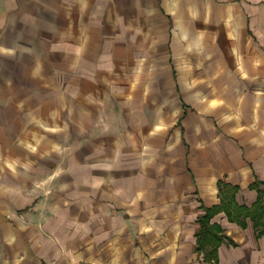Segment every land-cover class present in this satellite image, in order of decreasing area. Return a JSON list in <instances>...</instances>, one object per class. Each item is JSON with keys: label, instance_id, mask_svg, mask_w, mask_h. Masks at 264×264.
Returning a JSON list of instances; mask_svg holds the SVG:
<instances>
[{"label": "crops", "instance_id": "0c3cea01", "mask_svg": "<svg viewBox=\"0 0 264 264\" xmlns=\"http://www.w3.org/2000/svg\"><path fill=\"white\" fill-rule=\"evenodd\" d=\"M264 180V0H0V264H211L219 181ZM216 264H264L226 211Z\"/></svg>", "mask_w": 264, "mask_h": 264}, {"label": "trees", "instance_id": "16d2710c", "mask_svg": "<svg viewBox=\"0 0 264 264\" xmlns=\"http://www.w3.org/2000/svg\"><path fill=\"white\" fill-rule=\"evenodd\" d=\"M251 188L257 190L256 200L249 206L240 204L236 200V193L239 186L232 185L225 181H219V193L221 195V203L213 207H206L205 213L199 215L200 223L197 230V249L203 251L205 258L216 264L217 247L224 240V235L221 233V227L215 222H211V216L219 211H226L231 220L245 225V218L250 216L254 221L258 235L264 232V180L256 179L251 185Z\"/></svg>", "mask_w": 264, "mask_h": 264}]
</instances>
